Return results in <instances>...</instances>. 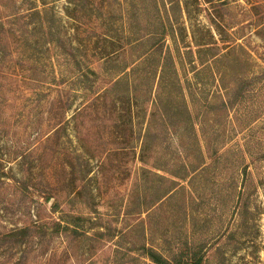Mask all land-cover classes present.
<instances>
[{
  "label": "rangeland",
  "instance_id": "374dc122",
  "mask_svg": "<svg viewBox=\"0 0 264 264\" xmlns=\"http://www.w3.org/2000/svg\"><path fill=\"white\" fill-rule=\"evenodd\" d=\"M144 246L264 264V0H0V264Z\"/></svg>",
  "mask_w": 264,
  "mask_h": 264
},
{
  "label": "trees",
  "instance_id": "16d2710c",
  "mask_svg": "<svg viewBox=\"0 0 264 264\" xmlns=\"http://www.w3.org/2000/svg\"><path fill=\"white\" fill-rule=\"evenodd\" d=\"M87 67V70L92 72V73H95V70L91 67ZM185 176L182 175V176H178V178H184ZM246 202H248V199L246 200ZM28 229V227H23L21 228V233H26L25 231ZM18 233V232H17ZM12 234H14V232H12ZM16 234V232H15ZM144 250L147 254V256L155 262V264H186L182 258V253H180L179 255L177 256H172L171 258H167L163 255H161L160 253L156 252L155 249H153L152 247L148 246V247H145L144 246ZM194 263L195 264H200V257L198 258H195L194 259Z\"/></svg>",
  "mask_w": 264,
  "mask_h": 264
}]
</instances>
